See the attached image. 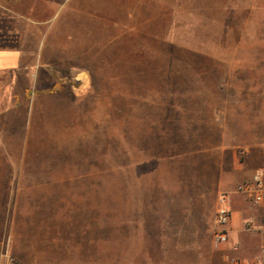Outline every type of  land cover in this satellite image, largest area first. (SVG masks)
<instances>
[{
    "label": "rangeland",
    "instance_id": "374dc122",
    "mask_svg": "<svg viewBox=\"0 0 264 264\" xmlns=\"http://www.w3.org/2000/svg\"><path fill=\"white\" fill-rule=\"evenodd\" d=\"M65 14L48 99L40 84L1 134L0 264L206 261L211 197L195 202L192 177L213 152L210 103L264 88V0H138L83 61H66Z\"/></svg>",
    "mask_w": 264,
    "mask_h": 264
},
{
    "label": "crops",
    "instance_id": "0c3cea01",
    "mask_svg": "<svg viewBox=\"0 0 264 264\" xmlns=\"http://www.w3.org/2000/svg\"><path fill=\"white\" fill-rule=\"evenodd\" d=\"M137 3L138 0H62L56 10V0H0V59L12 62V67L0 74V138L7 126L21 125L33 107H38L40 84L45 90L41 96L46 100L49 97L56 58V31L52 26L62 5H66L62 19L63 29L66 28V61L72 59V54L83 61L89 59L84 54L91 51L85 46L96 45L95 40L88 41L86 37L95 36L105 22L114 28L133 27L120 24L119 14H130ZM83 66L79 63L84 70L81 74L91 75ZM240 93L238 99L229 96L209 102L213 114L219 115L212 123L213 152L208 155L207 165H200L194 173L190 193L203 206L204 198L211 197L214 223L219 194L232 192L233 214L230 243L218 247L213 244L214 224L207 225L199 218L197 226L207 233V259L200 264H231V259L254 264L264 257V201L253 206L235 193L238 184L264 170V88H244ZM234 244L238 245L237 251L232 250Z\"/></svg>",
    "mask_w": 264,
    "mask_h": 264
},
{
    "label": "built area",
    "instance_id": "2783aa9c",
    "mask_svg": "<svg viewBox=\"0 0 264 264\" xmlns=\"http://www.w3.org/2000/svg\"><path fill=\"white\" fill-rule=\"evenodd\" d=\"M235 193L242 195L253 206H259L264 201V170L256 171L251 178L238 184ZM232 192H222L218 196V205L214 218L213 244L215 247L230 243V225L232 221ZM237 251L238 245H232ZM231 264H244L242 261L231 259ZM254 264H264V257L258 258Z\"/></svg>",
    "mask_w": 264,
    "mask_h": 264
}]
</instances>
